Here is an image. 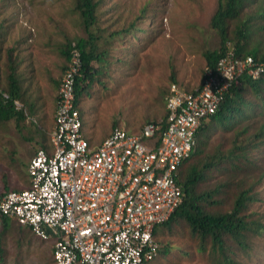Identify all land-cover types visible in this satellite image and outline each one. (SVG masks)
<instances>
[{
	"label": "built area",
	"instance_id": "built-area-1",
	"mask_svg": "<svg viewBox=\"0 0 264 264\" xmlns=\"http://www.w3.org/2000/svg\"><path fill=\"white\" fill-rule=\"evenodd\" d=\"M72 48L56 92L51 149L36 151L27 166L28 188L3 195L0 214L51 241L54 264H151L160 250L155 229L181 203L178 170L192 153L201 120L241 86L244 74L257 78L264 63L228 51L215 68L204 69L197 89L169 86L160 136L161 121L137 132L115 127L92 147L73 106L81 61ZM13 105L26 115L19 101Z\"/></svg>",
	"mask_w": 264,
	"mask_h": 264
},
{
	"label": "rangeland",
	"instance_id": "rangeland-1",
	"mask_svg": "<svg viewBox=\"0 0 264 264\" xmlns=\"http://www.w3.org/2000/svg\"><path fill=\"white\" fill-rule=\"evenodd\" d=\"M95 1L98 7L94 30L102 38L128 29L132 24L135 29L146 32L139 34L136 41L126 37L114 43L110 72L100 79L101 83L93 84L90 96L81 99L82 130L86 136L92 128L98 137L117 124L137 132L145 122H159L163 118L172 78L182 90H195L200 86L206 66L203 53L218 48V37L209 27L216 0ZM259 7L255 0L244 13L254 15ZM11 27L15 28L16 42L25 47L23 52L31 53L38 48L55 49L57 43L65 42L66 38L85 36L74 0H0V44L4 32ZM261 27H264L263 19L252 20L254 40L261 39L260 44L264 46ZM232 28L233 24L230 30ZM116 58L121 62H116ZM26 120L31 127L38 128L29 113ZM30 135L28 130L17 133L12 123L0 124V193L4 180L12 189L27 188L25 169L19 164L28 163L33 157L28 153L34 146V142L28 141ZM217 143L218 139L210 138L211 146ZM253 155L251 158L259 165L256 171L264 172V146L256 147ZM256 196V202L248 206L247 212L250 219L264 225V177L256 188ZM226 200L223 206L228 209L231 196ZM158 241L168 247V252L151 264H213L208 249L200 252L197 239L183 224L172 225L170 230L163 227ZM246 243V248L235 250L231 258L241 264H264V231L251 233ZM1 245L4 258L0 264H53L52 242H41L27 229L19 234L14 229L8 231Z\"/></svg>",
	"mask_w": 264,
	"mask_h": 264
},
{
	"label": "trees",
	"instance_id": "trees-1",
	"mask_svg": "<svg viewBox=\"0 0 264 264\" xmlns=\"http://www.w3.org/2000/svg\"><path fill=\"white\" fill-rule=\"evenodd\" d=\"M254 1L216 0L209 27L218 37V48L203 53L205 68H215L217 61L228 51L233 52L239 59L249 57L255 64L264 63V46L260 44L261 39L254 40L256 34L251 29L253 19L260 17L264 20V0H257L260 7L254 15L244 13ZM97 7L98 2L95 0H74V9L79 14L85 36L66 38L63 44L62 55L67 65L71 56L70 51L73 49L72 43L80 54L81 65L75 76L73 106L78 111L81 121V99L90 96L89 91L93 84L101 83L100 79L110 72L114 43L123 41L126 37L136 41L139 34L146 32L145 29H135V25L132 24L128 29L112 32L107 38H102L94 30ZM6 53L4 84L0 85V124L12 123L17 133L28 130L31 133L28 141L34 142L28 153L33 156L38 149H44L49 153L51 149L49 136L41 129L31 127L32 124L26 120L28 114L25 115L22 110L17 111L14 108L13 101L19 100L21 90L17 65L12 57L13 50L8 49ZM116 62H121V59L116 58ZM171 80L173 84H177L174 78ZM3 94L7 97L5 98ZM165 116L166 112L161 119V129L157 136H160L165 128ZM115 127L120 126L112 125L111 131ZM211 137L218 139V143L211 146L209 144ZM259 146H264V70L255 79L244 74L241 86L227 91L217 110L201 120L192 153L178 170L182 189L181 203L169 219L155 229L156 238L158 239L163 227L170 230L172 225L183 224L188 233L197 239L198 250L203 253L208 249L207 254L213 264H241L231 258L235 255V250L246 248L247 238L251 233L261 234L264 231V225L250 219L247 212L248 206L257 200L256 188L264 177V172L256 171L259 165L250 156ZM28 164L29 162L21 161L19 165L25 169V180L29 186ZM214 172L215 176L212 174ZM235 178L237 180H234ZM210 180L215 181L211 183ZM2 184L0 198L11 191L22 190L12 189L6 180ZM230 196L231 205L225 209L223 205ZM0 223L2 261L4 258L2 238L8 231L14 229L19 234L27 229L31 235L33 233L29 227L21 226L15 219L1 214ZM159 245L157 257L162 254L165 256L168 247L160 243ZM50 256L53 263L52 255Z\"/></svg>",
	"mask_w": 264,
	"mask_h": 264
},
{
	"label": "crops",
	"instance_id": "crops-1",
	"mask_svg": "<svg viewBox=\"0 0 264 264\" xmlns=\"http://www.w3.org/2000/svg\"><path fill=\"white\" fill-rule=\"evenodd\" d=\"M13 29L15 28L11 27L9 28L10 31L4 32V41L2 40L0 45V85L3 86L4 84L6 52L8 49H12V57L17 65V77L21 90L20 98L17 101L22 104L25 113H29L34 121L37 122L38 128L46 136H49L54 126L58 83L67 65L62 55L65 42L60 41L57 43L55 49L47 47L46 49L43 48V50L38 48L35 53L30 51L23 52L25 47L16 42V33ZM110 132L111 128L103 135L97 137L91 128L88 135L86 132L87 137L84 133L83 135L92 147H97ZM25 181L28 186L27 180Z\"/></svg>",
	"mask_w": 264,
	"mask_h": 264
}]
</instances>
